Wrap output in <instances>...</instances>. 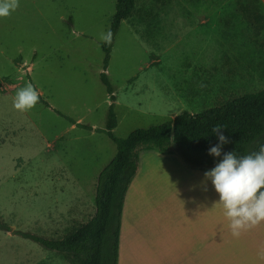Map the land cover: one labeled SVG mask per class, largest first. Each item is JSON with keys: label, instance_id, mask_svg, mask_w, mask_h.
Wrapping results in <instances>:
<instances>
[{"label": "rangeland", "instance_id": "1", "mask_svg": "<svg viewBox=\"0 0 264 264\" xmlns=\"http://www.w3.org/2000/svg\"><path fill=\"white\" fill-rule=\"evenodd\" d=\"M244 5L257 10L254 0H135L105 71L116 137L264 90V29L253 34ZM114 11L115 0H19L0 19V221L11 229L0 231V264H69L14 231L58 239L94 213L98 173L116 148L103 132L70 128L68 119L104 129L110 102L99 79V37ZM209 52L210 71L200 68ZM209 77L208 96L201 85ZM29 82L39 103L22 114L12 98ZM157 153L143 158L126 196L118 264H155L157 243L168 250L195 233L211 235L212 264H264V223L234 238L205 172L157 162ZM217 223L218 233L227 227L221 239ZM163 256L159 264H170Z\"/></svg>", "mask_w": 264, "mask_h": 264}, {"label": "trees", "instance_id": "2", "mask_svg": "<svg viewBox=\"0 0 264 264\" xmlns=\"http://www.w3.org/2000/svg\"><path fill=\"white\" fill-rule=\"evenodd\" d=\"M256 9L243 6V14L252 22L253 34L264 29V16ZM135 0H115V11L108 31L111 44L100 43L103 52V72L99 79L108 94L104 129L92 128L68 119L71 125L92 132H103L115 145L113 158L98 173L94 213L90 219L71 229L62 238H47L30 232L14 231L22 239L32 241L45 250L61 255L69 264H118L120 232L126 196L137 174L142 152L155 149L169 155L174 148L180 158L194 169L214 167L225 153L234 152L237 158L259 151L264 145V90L232 98L224 104L199 113L182 111L171 120L147 128H136L125 138L113 134L117 125L114 112L116 97L105 73L110 59L114 38L123 20L130 17ZM106 32V33H107ZM45 107L48 103L41 101ZM221 125L230 143L222 146L221 156L208 154L210 146L218 143L212 128ZM0 221V231H10Z\"/></svg>", "mask_w": 264, "mask_h": 264}, {"label": "clouds", "instance_id": "3", "mask_svg": "<svg viewBox=\"0 0 264 264\" xmlns=\"http://www.w3.org/2000/svg\"><path fill=\"white\" fill-rule=\"evenodd\" d=\"M18 8L19 0H0V19L9 17ZM73 34L78 35L75 30ZM99 39L111 44V31L102 32ZM21 69L23 71V66ZM39 98L40 93L35 87L30 82L26 83L12 98V108L19 113H27L39 103ZM212 132L218 143L209 147L208 154L219 157L222 146L231 141L224 135L221 125L214 126ZM204 176L218 195L214 206L222 209L234 238L264 223V145L259 151L240 158L234 152L225 153Z\"/></svg>", "mask_w": 264, "mask_h": 264}, {"label": "crops", "instance_id": "4", "mask_svg": "<svg viewBox=\"0 0 264 264\" xmlns=\"http://www.w3.org/2000/svg\"><path fill=\"white\" fill-rule=\"evenodd\" d=\"M259 2H260V9L264 13V0H259ZM123 22H124V20H123ZM114 40H115V38H114ZM193 51H194V53H191V54H193L192 57L195 56L194 55L195 54V50H193ZM195 58H197V57H195ZM195 62H197V61L194 60V62L192 63V67H191L192 69H193V67L196 68V66H194ZM201 65H202L200 67L201 69L210 71V66H211L210 52L208 53V56L206 57V61L204 60L201 63ZM203 81H202V85H201L202 86V93H204L205 89H206V92L204 94L209 96L210 95V90H211L210 77L206 80V82L205 81L203 82ZM192 85L193 86H191V87L194 89V92H196L195 89H198L200 91V85L195 84V83L192 84ZM181 88H182V90H184L186 88V86L181 84L179 89H181ZM172 92H173V89H172ZM76 122L83 124V122H80L79 120H76ZM84 125H88V124H84ZM88 126H90L92 128H96L95 125H88ZM70 128H75V126L70 124ZM149 151H151V150H149ZM149 151L142 152L140 165H139L137 174L135 175L132 183H134L135 178L138 176L139 172H141L140 169L142 167L141 165L143 164V158L145 160V158L148 156V152ZM171 153H172V151H171ZM171 153L169 155H161L158 152L157 154H159V156L162 157V159H159V161H157V162H163L164 164H170V165H175L176 164L178 167H175L176 165L174 167L176 169H179L180 171H182L183 166H185V169L184 168L183 169L186 172H188L189 174H192V173L201 174L202 172L209 171V170H211L213 168V167H209V168H203V169H194V168L188 166L183 160L180 161V160L172 159V157H170ZM167 157L170 158V159H168ZM204 169H206V170H204ZM200 171H201V173H199ZM217 210L222 212V209H220L218 207H217ZM226 228L227 227L223 228L222 233L221 232L218 233L219 231H221V227L217 223L215 228H214L215 237H217L218 239H221L220 236L225 233ZM244 234L246 235V233L243 232L241 234V236L239 237V239H243L241 237H243ZM181 237H179V238H181ZM245 239L244 240H240V242L245 241ZM211 240H212V238H211V235H209V234H207L205 237H202L201 235H198V234L195 233L191 237H188L185 240H183L184 242H182L180 240V242L176 243V244L174 242L170 243V248L168 250H166L164 247H162V245H160V247H159V243H157L156 246H155V252H156L155 255H157L156 257H157L158 260L156 258L154 259L155 264H159L160 262H163L164 260H167V259H164V256H163L164 253L168 257H170V264H212V261H211V249H212ZM145 250H147V254L144 257L148 258L149 248H146ZM158 254L162 255L163 260H161V257H159Z\"/></svg>", "mask_w": 264, "mask_h": 264}]
</instances>
